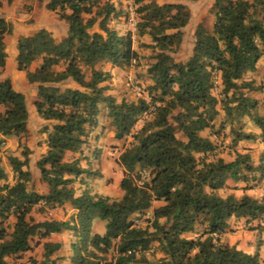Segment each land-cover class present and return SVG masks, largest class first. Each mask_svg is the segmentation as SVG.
Here are the masks:
<instances>
[{
	"label": "trees",
	"instance_id": "obj_1",
	"mask_svg": "<svg viewBox=\"0 0 264 264\" xmlns=\"http://www.w3.org/2000/svg\"><path fill=\"white\" fill-rule=\"evenodd\" d=\"M173 1L135 0V35L150 38L142 44L150 50L149 82L143 90L155 104L135 130L148 103L141 97L116 101L105 95L103 83L110 73L101 67L108 63L125 69L139 60L132 35L108 26L111 15H124L122 3L116 9L110 0H48L45 8L66 22V36L56 41L41 28L17 39V69L36 84L34 106L50 123L41 129L47 133V150L36 162L48 191L28 189L30 173L23 167L29 150L22 142L26 99L8 79L0 81V135L16 137L22 157L8 156L13 183L6 182L0 160V264H58L54 254L61 244L49 237L62 230H71L75 237L71 264H260L257 254L223 243L220 236L231 219L264 220V193L256 198L246 192L239 197L218 192L228 181L247 183L255 173L264 178V157L255 165L247 148L236 149L240 141L264 146V95L250 96L262 87L245 78L264 60V0H214L212 31L197 24L191 54L182 60V29L190 11L181 1L198 0ZM11 33L12 24L0 16V73L6 58L3 39ZM32 63L37 66L31 71ZM101 103L114 139L131 138L118 156L123 171L119 199L87 188L77 193L74 181L89 171L81 167V157L65 158L66 152L81 151L97 124ZM218 106L223 117L216 124ZM245 119L257 134L244 130ZM211 135L228 138L233 158L216 153ZM154 202L159 205L153 207ZM41 203L49 209L69 204L75 213L69 221H35L30 212ZM148 209L151 220L146 227L138 226L134 216ZM95 219L105 222L102 234L91 230ZM197 226L201 231L187 238ZM35 238L42 248L40 258L26 255ZM153 243L161 257L149 253Z\"/></svg>",
	"mask_w": 264,
	"mask_h": 264
},
{
	"label": "crops",
	"instance_id": "obj_2",
	"mask_svg": "<svg viewBox=\"0 0 264 264\" xmlns=\"http://www.w3.org/2000/svg\"><path fill=\"white\" fill-rule=\"evenodd\" d=\"M2 4H0V16L4 18L6 21L10 22L12 24V33L10 35H7L4 37L3 42L5 52H6V58H5V65L0 73V81H3L5 79H8L13 87L14 90L21 92L26 99V106L28 111V120H27V134L25 138L22 139V142L26 145L27 149L29 150L28 154V164L26 167H23V169H27L30 173V181L28 182V189L35 191L39 194H46L48 191L47 184L43 182L40 178L39 170L36 167V162L42 155L45 154L47 150V133L41 131L42 127L45 125H50L48 121L43 120L39 114L36 111V108L34 106V102L36 100V93H37V87L34 83H29L26 78V73L24 71L17 69V62H16V42L17 39L20 36H27L30 35L37 30L44 28L47 31L51 32L53 38L56 41H60L62 38L66 36L67 33V24L63 20H59L58 17L51 11L47 10L45 8V4L48 0H13L11 5H7L6 2L8 0H0ZM116 9L120 6L119 3H122V0H110ZM205 0H198L195 2H189V1H181L183 4L187 5L190 11V18L187 25L182 29V43L180 47V51L178 54V57L180 60L184 59V57L191 54L192 47H193V33L197 26V24H202V26L209 32L212 31L214 21H215V15L209 13V8L212 9L213 2H209L206 4L204 2ZM158 4L163 3H169L174 2L173 0H155ZM198 4V5H197ZM108 26L114 30H116L119 34L125 35L128 33V28L126 23L124 22V19L121 15H111L108 19ZM8 37L12 38L13 43L11 46L8 45ZM133 39V49L138 53L139 60H144L145 55L150 54V50L148 48H145L142 46V44L150 43V38L147 35H144L142 37H137L136 35L132 36ZM263 64L264 60L260 59L257 63V67L259 64ZM37 66V63H32L29 70H34ZM103 70L108 71L110 73L109 81L111 83H103L107 86V89L105 90V95H110L113 98H115L116 101H120L121 99L128 100V97H130V92L127 91V95L118 93L119 89L124 86L123 81H120V76L122 74H127L128 80H134L137 77L143 80V82L148 83V75L146 73V69L148 65L135 68L133 66H129L125 69H119V68H112L110 64L103 63L101 65ZM132 68V69H131ZM135 74H141L137 75L135 77ZM250 74V73H249ZM137 78V79H138ZM136 79V80H137ZM138 82V80H137ZM125 83H128L127 81ZM74 86V85H73ZM122 89V88H121ZM125 90V89H124ZM124 96L126 98H124ZM130 100H134L133 97H130ZM100 112L97 116V124L93 129L89 132L86 143L82 147L81 151L78 153H71L66 152L65 158L66 159H72L75 157H81L84 158L87 156L90 152L89 150V144L88 142L93 140L94 146L97 148L96 152L99 154L98 162L100 161L101 164L110 165L113 160H108V148L110 145L113 146L116 141L113 137V131L110 127V124L108 123V119L105 116L106 108L105 104L101 103L99 105ZM219 114L217 116V119L215 120V123L218 124L223 117V113L218 107ZM2 111V109H0ZM47 125V126H48ZM257 130V129H256ZM258 133V130H257ZM204 134V133H203ZM0 140H2L1 143H4V140L7 142V154L13 155L20 160H22V157L20 155L21 148L18 147V140L14 136L10 137H4L0 135ZM120 153V152H119ZM119 155V154H118ZM5 157L0 153V160L3 161L1 163L4 164ZM118 161V157H117ZM81 167L85 168V166L80 162ZM108 170V169H107ZM111 170L113 171V168L111 167ZM5 171L7 173V180L8 183H13L14 177H13V171L11 167L5 166ZM100 182H98V185L101 187V192H97V194L110 196V189L112 186L109 182L110 178L113 177V175H106L103 174V171L100 174ZM122 175L119 179L115 180V185L118 187L119 182ZM4 181H0V185L3 184ZM92 184H97L96 181H94ZM114 184V183H113ZM87 186V185H86ZM262 186L264 187V178L262 180ZM90 187V186H89ZM89 187L86 188L89 190ZM114 187V185H113ZM91 193H95L96 190H89ZM121 194V190H119ZM65 208V210L68 211V214H63V216H57L55 213L59 210V208H55L52 212V215L49 217L45 211V208L42 207L40 204L35 205L30 215L35 221H43L45 218H51L54 220H65L63 217L74 215L75 210L69 205L65 204L61 207ZM42 209V211L40 210ZM63 218V219H62ZM14 220L11 218V222ZM99 219H95L92 222L91 230L93 233L96 234H102L98 232V223ZM50 241L58 242L61 244L60 249L62 248L61 243V232L51 234L49 237ZM230 245H235L239 250H242L244 252L252 254L250 251H246L238 247L236 244L232 243ZM60 249L58 251H60ZM56 256V255H55ZM64 260H58V264H60V261L62 263L71 264L70 262V255L68 258H63Z\"/></svg>",
	"mask_w": 264,
	"mask_h": 264
},
{
	"label": "rangeland",
	"instance_id": "obj_3",
	"mask_svg": "<svg viewBox=\"0 0 264 264\" xmlns=\"http://www.w3.org/2000/svg\"><path fill=\"white\" fill-rule=\"evenodd\" d=\"M12 1L13 0H8L6 4L9 6L11 5ZM213 1L214 0H205L204 2L208 4L209 2H213ZM0 4H2L1 1H0ZM209 13L213 14L211 7L209 8ZM12 43H13L12 38L8 37V45L11 46ZM148 55H145V57H143L145 59L141 60L136 65H133V67L138 68V67L148 65V63L150 62ZM137 75H141V74H135V77H137ZM245 78L254 81L256 86L262 87L261 90H257L256 92L253 91L250 93V96L261 99L264 95V63L263 64L260 63L258 67L256 68V70L248 74ZM136 79L134 78V80L129 81L127 74H122L120 76V81L121 82L123 81L124 86L121 87L122 89L121 88L119 89L118 93H121V94L124 93V95H127V91H128L130 92V97H133L134 100H136L138 96L135 94L132 84H138L142 88L145 85V82H143L142 79L139 80L138 78L137 79L138 82ZM126 81L128 83H125ZM106 83H111V82L108 79ZM215 93L218 95L219 93L218 89L215 90ZM130 97H128V100L131 99ZM124 98L126 97L124 96ZM218 107L220 108V106ZM245 124H246L244 128L245 131H251L257 134V130L252 123L248 122L245 119ZM211 139L215 144L216 153L222 156L225 160H230L231 158H233V152L231 149L228 148V145H229L228 138L221 139V137H218L216 135H211ZM130 140L131 138L127 136L125 139L116 140L113 146L112 145L109 146L108 153H107L108 160H110V162L111 160H113L110 165L109 164L103 165L101 164L100 161L98 162L99 154L96 152L97 148L94 146L93 140L89 141L88 144H89L90 152L87 156H85L84 158H81V161H80L85 166V169L89 171V174L88 175L82 174L81 176L76 178L73 184V186L76 188V192L77 193L81 192V190L85 189L87 186L88 187L90 186L89 190L91 191L96 190L95 192L96 194L99 191L101 192V187L98 185V182L101 181L100 174L103 171V174L113 175V177L110 178L109 180V182L112 185L110 186L111 189H110L109 197L111 199H119L122 195V192L120 194L119 192L120 188L119 186L117 187L115 185V180L120 178V176L123 174V171L120 165L118 164L117 157L119 156L118 154H120L119 152L123 150L124 146L127 145ZM6 147H7L6 140H4V144H1V140H0V153L5 157L4 164L2 163L4 168L5 166L7 167L10 166L9 159H8L9 154H7L8 150ZM244 148H247V150H249L250 157L252 159L253 164L255 165L259 163L261 157H264L263 155L264 146L258 141L238 142L236 149H238L239 151H242ZM111 167L113 168V171L111 170ZM254 175H255L254 180H248L247 183L245 182L234 183L232 181H228L227 187L223 190H220L218 193L222 196L233 194L234 196L239 197L243 192H246L248 195L259 198L264 193V187L262 186V180H263L261 176L262 173H257V174L255 173ZM248 177H253V176L251 174H248ZM94 181H96L97 184L91 185L90 183H93ZM152 205L154 207V206L159 205V203L154 202ZM57 208H59V210L55 212L57 216H61V215L63 216V214L64 215L68 214V211L65 210V208H62V209L61 207H57ZM40 210L42 211V209ZM134 217H135V223L138 226L146 227L152 217L151 209H148L142 215H137ZM63 218L65 220H59V221H69L70 216H67V217L64 216ZM10 224H11V220H10ZM104 229H105V222L100 220L98 223V232L103 233ZM200 231H201V227L197 226L193 233H187L185 236L187 238H192V237L194 238L196 237L197 233ZM74 240H75V237L71 230L61 231L62 248L60 249V251L54 254V256L56 255L57 262L58 260H61V259L64 260L63 258L69 257V255L71 254L70 245ZM35 241H37L36 238L31 243L33 246V249L31 250V252L27 253L26 255H32L34 257L40 258L41 253H42V248H41V245H36ZM220 241L223 243H227L228 245L234 243L243 250L250 251L252 254H257L261 261L260 264H264V220H253V221L246 222L245 219H231L228 222V226L225 232L220 236ZM151 252L154 253L155 258L161 257L162 255L160 252L157 251L156 243H153L151 245L149 253ZM148 257L151 258V255L148 254ZM8 261L11 263V260H8ZM60 264H67V263H62L60 261Z\"/></svg>",
	"mask_w": 264,
	"mask_h": 264
},
{
	"label": "built area",
	"instance_id": "obj_4",
	"mask_svg": "<svg viewBox=\"0 0 264 264\" xmlns=\"http://www.w3.org/2000/svg\"><path fill=\"white\" fill-rule=\"evenodd\" d=\"M122 8L124 11V22L127 25L128 28V32L133 36L136 34L137 32V5L135 3V0H122ZM135 63V60L133 61V64ZM218 75L215 73L213 75V83L217 84L218 82ZM132 81V80H129ZM133 85V90L135 92V94L138 97L143 98L144 100H146L147 107L144 111H142V113L138 116L137 121L135 126L133 127L134 130L146 119H148L151 114L153 113V111L155 110V104L151 103V97L148 95V93H146L143 88L138 85V84H132ZM4 144V143H1ZM42 207L45 208V206H43L44 204H40ZM55 208H45V211L47 213V215L50 217L52 215V212Z\"/></svg>",
	"mask_w": 264,
	"mask_h": 264
}]
</instances>
